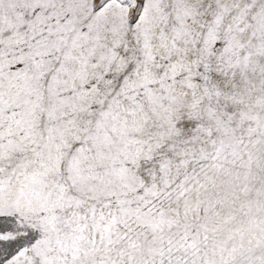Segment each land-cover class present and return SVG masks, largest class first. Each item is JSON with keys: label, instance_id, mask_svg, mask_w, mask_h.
<instances>
[{"label": "snow or ice", "instance_id": "obj_1", "mask_svg": "<svg viewBox=\"0 0 264 264\" xmlns=\"http://www.w3.org/2000/svg\"><path fill=\"white\" fill-rule=\"evenodd\" d=\"M0 264H264V0H0Z\"/></svg>", "mask_w": 264, "mask_h": 264}]
</instances>
